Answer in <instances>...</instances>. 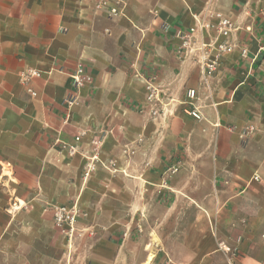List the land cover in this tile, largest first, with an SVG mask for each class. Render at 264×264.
I'll use <instances>...</instances> for the list:
<instances>
[{
	"label": "crops",
	"instance_id": "obj_1",
	"mask_svg": "<svg viewBox=\"0 0 264 264\" xmlns=\"http://www.w3.org/2000/svg\"><path fill=\"white\" fill-rule=\"evenodd\" d=\"M205 9L233 29L231 51L202 83L201 52L180 50L175 31ZM77 64L91 79L78 91ZM28 68L40 78L23 83ZM172 167L189 180L160 177ZM17 201L25 208L9 216ZM164 202L157 235L129 228ZM63 205L105 222L103 240L88 235V264H231L224 247L234 264H264V0H128L114 18L89 0H0V264L45 252L48 207Z\"/></svg>",
	"mask_w": 264,
	"mask_h": 264
},
{
	"label": "built area",
	"instance_id": "obj_2",
	"mask_svg": "<svg viewBox=\"0 0 264 264\" xmlns=\"http://www.w3.org/2000/svg\"><path fill=\"white\" fill-rule=\"evenodd\" d=\"M92 3V8L95 11H101L106 14L109 18H114L122 15V11L124 7L126 6L128 0H89ZM206 20V21H205ZM211 20H214L215 23H212ZM166 29V26H164ZM232 23L229 19L223 17L220 13H214L210 11L209 9H205L203 18L197 19L195 18V26L190 27L186 30L178 29L175 31L176 38L181 40L180 50L186 49L187 53H189L192 50H199L200 55L198 58L199 62V68H200V80L202 83H207L214 75V72L216 70V67L218 65V61L222 54L230 52L231 51V45L226 42V38L229 35V33L232 31ZM213 30L216 35L211 37V41L207 44L203 43V32ZM197 32H200L198 37V47L196 49H193V45H195V42L193 41V38L197 34ZM219 38H223V41L217 42ZM213 49L212 56L209 54V52H204L205 49L211 48ZM243 54V52H242ZM20 80L23 83H26L32 79L40 78V73L37 70L34 69H26L20 74ZM70 80L73 88L78 91L83 85L90 84L91 79L90 77L84 72V69L81 64H77L73 71L70 73ZM30 92L31 96H35V93L31 90H28ZM186 97L190 101H193L196 99V91L195 89H189L186 92ZM74 102L73 97L70 95L67 99L68 106H71ZM191 104V103H190ZM189 113L196 119L199 118V114L196 111L195 108H193ZM80 139L79 136H76L74 138L75 142H78ZM57 142H59L57 140ZM61 143L62 149H67L70 154L74 153L76 146L74 145H67L65 143ZM7 166V164H6ZM2 167V166H1ZM93 169L92 163H89L85 166V171L83 173V178L86 179L89 175L90 170ZM172 172L176 171V168L172 167L169 169ZM253 181H258L259 177L257 175H254L252 178ZM17 203H13L11 206H9L6 209V213L9 216L14 215L17 207ZM53 218L57 224L58 227L64 229V226H68V231H72V225L76 218V211L74 210V207L67 208L64 206L55 207L54 208V215ZM64 231V230H63ZM69 232H64L65 234H68ZM221 245V244H220ZM224 251H228V248L224 247Z\"/></svg>",
	"mask_w": 264,
	"mask_h": 264
},
{
	"label": "rangeland",
	"instance_id": "obj_3",
	"mask_svg": "<svg viewBox=\"0 0 264 264\" xmlns=\"http://www.w3.org/2000/svg\"><path fill=\"white\" fill-rule=\"evenodd\" d=\"M90 177L91 175L88 177V179ZM160 177L164 178L166 181L171 180V181H175L176 183H182L185 181V179L189 180L186 174L179 173L177 171L172 172L170 170H166L165 172H163ZM96 180L102 181L103 178L98 177ZM187 193L192 198L200 197L201 195H203V190L197 189V188H191L187 190ZM97 197H98V194L94 192L90 194V197L88 198V200L93 201ZM16 203H17L16 205L17 209L15 213L25 208L23 203L19 204L18 201ZM55 207H60V206L48 207L50 216H49V220L47 221L48 222L47 229H48V234H50L51 236H49L47 239L45 252H43L42 254H33L32 263L24 260V256L27 254L22 253V252L19 254L17 253L16 259L14 261L8 260L7 256H5L3 264H88L89 262H92L91 260H93L92 259L93 257L91 258V260H89V255L87 252L88 243H89L88 235L91 233L92 234L91 237L93 239H96L97 241L103 240V236H100L98 232L99 230L103 231L100 229V227L105 222L102 220L88 221L86 217L83 216L82 214L83 210H81V208L74 207V210L76 211V218L72 225V231L69 232L68 231L69 227L66 225L64 226V229H63L64 231H63L62 230L63 227L62 228L58 227L53 218ZM64 207H68V206H64ZM167 207L168 205L165 202L161 204L160 206H156V208L155 207L153 208V206L151 205L146 206L145 211L149 212L148 220L138 222L140 224L139 226L136 225L137 222H131V226L129 228L134 229L136 232H138V235H142L144 231H149V237H152V235L154 234L157 235L156 229H157L158 224L157 222H154V221L158 217L167 216L165 213L167 212V209H166ZM175 210L177 213L179 211L183 212L185 210L189 215L191 214V216L193 217L194 213L198 210V208L195 206H192L190 208L187 205L185 206L177 205ZM172 212L174 211L172 210ZM180 222H182V220ZM89 226L94 227V230H89L88 229ZM160 230H161L160 233L165 232V229H160ZM64 232L65 233L69 232V233L65 234ZM93 232L94 233L96 232V236H94ZM196 232L197 234L200 233V228H197ZM212 233L214 235L212 237L213 239H215L214 228H212ZM193 234H195V229H193ZM147 240H148V236H147ZM154 240L157 241V238L155 236H154ZM214 247H217L215 243H214ZM103 250L104 248L102 247L101 252ZM101 252L100 253L97 252L95 259H99V257H103ZM224 252H225V257H224L225 262L226 263L231 262V264H234V258L237 255L235 254L236 251L234 252V251L228 250ZM226 253L229 256V258L226 257Z\"/></svg>",
	"mask_w": 264,
	"mask_h": 264
}]
</instances>
